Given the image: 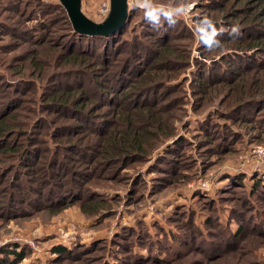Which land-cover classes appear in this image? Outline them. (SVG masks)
<instances>
[{"label":"rangeland","instance_id":"obj_1","mask_svg":"<svg viewBox=\"0 0 264 264\" xmlns=\"http://www.w3.org/2000/svg\"><path fill=\"white\" fill-rule=\"evenodd\" d=\"M43 1L53 13L41 5L24 17L5 11L0 0V114L17 113L13 120L22 132L9 143H32L24 156L0 161V263L2 249L17 246L27 256L15 264H264V53L224 50L231 46L225 38L229 21L257 15L263 22L264 1L126 0L128 11L139 10L121 40L138 34L145 57L125 60L131 50L126 41L114 60L131 64L134 78L144 69L161 77L163 85L146 99L159 101L173 136L163 144L165 136L158 138L161 147L145 157L119 163L101 156L94 164L91 152L78 155L68 144L100 151L102 136L93 131L111 132L122 111L99 108L92 98L90 117L69 121L48 104L49 92L66 84L57 74L69 68L63 65L68 49L80 45L69 46L60 0ZM79 1L81 14L93 23L108 21L104 6L115 4ZM145 10L169 16L163 33L142 25ZM52 16L54 32L32 37L35 26ZM167 44L171 56L154 52ZM40 51L53 64L42 78L31 68ZM235 53L255 56L258 67L251 61L238 69L229 59ZM226 65L239 73L218 78ZM207 74L209 92L200 93L198 80ZM75 125L85 134L70 141ZM58 246L69 250L66 257L54 253Z\"/></svg>","mask_w":264,"mask_h":264},{"label":"trees","instance_id":"obj_2","mask_svg":"<svg viewBox=\"0 0 264 264\" xmlns=\"http://www.w3.org/2000/svg\"><path fill=\"white\" fill-rule=\"evenodd\" d=\"M3 9L5 11L15 10L16 13L21 16H27L28 14H34V9H39L41 5L43 6L45 12L53 13V6H48L44 4L43 0H8V3L5 0H1ZM264 1V0H262ZM43 2V3H41ZM35 6L37 8H35ZM58 8L63 10L66 13V17L69 23V36L68 43L71 47L72 43L74 46L78 43L80 46L74 48L73 50L68 49V54L65 56L63 65L64 67H69L68 69L61 72V78L66 82L64 86L58 87L52 92H49L48 104L51 107H59L61 112L64 115H68L69 121H83V117H90L88 104L93 103V99L97 98V102L94 105H97L99 108L104 106H110L113 110H121L122 119L115 123L114 128L111 132H108L105 129H96L93 133H97L98 137L102 136V140L99 142L100 151L97 150L94 146H83L81 144H68L71 147L74 153L78 155H88V152L92 154L89 156L91 162L96 163L99 157L102 156L104 161H115L118 160L119 163L123 161H131L133 159H138L140 157H145L150 155L152 151L158 150L165 141L173 136V130H171V125L167 124L162 113V109L158 108L159 101L155 102L149 101V98L146 99V96L149 97L150 94L156 91L155 85H163L161 82V77L154 75L150 70H142L138 72L137 77H133L137 73L136 70H133L128 67L126 62L116 63L114 58L121 53L122 43H129L131 45V50L129 56L126 59L129 60L131 55L136 56L137 54H142L145 57V49L142 48L139 43V35L134 34L131 38V42L128 39H122L121 36L124 33H128L130 23L137 16L138 8H134L128 11L127 19L124 25L119 28L115 33L109 35H89L82 34L75 30L69 14L62 2L60 0ZM59 10V11H60ZM34 11V12H32ZM264 11V7H263ZM151 12L145 10L144 14H141V23L142 25L148 27L151 23L157 28L156 32L163 33V25L166 20L169 19V16L164 14L157 15L155 12H152L156 17L155 20H150L147 16V13ZM223 15V12H221ZM251 12L250 15H252ZM65 15V14H64ZM257 15L254 17L256 18ZM252 18H247L243 23H237L229 21L230 26H239L240 32L242 34L249 33L250 36L240 35L239 37L232 36L231 28H228V34L225 38L230 39V47L225 48L224 50H233V51H259L262 49L261 53H264V21L257 22V20ZM260 21V20H259ZM21 23V22H19ZM4 27L8 26V23L3 24ZM55 22L53 16L48 19L47 22L41 23L38 26H35L34 31L31 33L32 37L35 39L40 37L43 33L44 36L48 33L50 35L54 32ZM12 31H17V34L20 36L22 33L21 29L13 27ZM168 30L171 31V28ZM252 35V33H254ZM28 35L26 36L27 39ZM40 35V36H36ZM245 38V39H244ZM224 39V38H223ZM172 46L166 45V48L155 49L154 52L157 55L162 56H171L174 52ZM120 51V52H117ZM239 53L232 54L229 58L231 63L236 64L238 69L243 70L244 65L251 63L252 67H258L253 62L255 56L240 57ZM237 56V57H236ZM44 52H37L32 60L33 63L31 68L37 70L33 72V75H38L37 77L42 78L46 75V69H50L53 64L50 63V60L43 58ZM236 57V58H235ZM36 58V59H35ZM61 59L57 57L56 59ZM235 59V60H234ZM135 61V59L133 60ZM132 61V62H133ZM233 61V62H232ZM134 63V62H133ZM261 66V65H259ZM99 67V69H95ZM99 70V71H98ZM139 71V69H137ZM136 71V72H134ZM239 73V70H231L226 67H223L217 74L218 78H228L230 73ZM134 73V74H133ZM214 73V72H213ZM160 77V78H159ZM210 74L202 75L201 80H198L197 88L200 89V93H208L207 89L208 79H210ZM77 80H75V79ZM81 83V85H79ZM85 83L87 86H85ZM196 86V85H195ZM134 88L133 92L124 93V89ZM110 93V94H109ZM93 96H92V95ZM95 95V96H94ZM128 95H131L133 98V104H128ZM93 98V99H92ZM85 101V103L83 102ZM93 105V106H94ZM60 112V113H61ZM17 113L13 112H4L0 114V161H4L6 158L16 159V155L22 153L24 156L27 154L30 144L26 143V140L20 141L23 146H17L14 143H9V140L14 141L16 136L19 135L22 130L16 125L18 120H13V117ZM85 124V122H84ZM81 125H75L71 128L69 140L72 141L73 136H78L85 134V128ZM27 131V130H25ZM79 131V132H77ZM150 134H155L154 137L149 138ZM26 135V134H25ZM165 138L162 140L159 145L158 138ZM101 139V138H100ZM96 151V152H94ZM38 161L41 159L39 154H36ZM88 157V156H87ZM59 160V158H58ZM20 162V160H18ZM58 163V162H57ZM100 163H103L101 161ZM118 163V164H119ZM125 164H123L124 166ZM259 191V186L253 189V193ZM55 194L56 192H52ZM201 243V241H199ZM3 253V262L0 264H15L20 263L27 256L25 249L18 250L17 246H14L9 249H2ZM54 253L58 254L59 257H66L69 253L67 248L58 246L55 247Z\"/></svg>","mask_w":264,"mask_h":264},{"label":"water","instance_id":"obj_3","mask_svg":"<svg viewBox=\"0 0 264 264\" xmlns=\"http://www.w3.org/2000/svg\"><path fill=\"white\" fill-rule=\"evenodd\" d=\"M115 4H111L110 19L103 23L89 22L80 12L79 0H62L72 21L75 30L82 34L89 35H109L115 33L121 28L127 19L128 7L126 0H113ZM114 5V7H113ZM117 11L115 16H112V10Z\"/></svg>","mask_w":264,"mask_h":264},{"label":"clouds","instance_id":"obj_4","mask_svg":"<svg viewBox=\"0 0 264 264\" xmlns=\"http://www.w3.org/2000/svg\"><path fill=\"white\" fill-rule=\"evenodd\" d=\"M147 16L150 20H155L156 17L154 16V14L152 12H148ZM231 35H234L235 37H239L240 35H242V33L240 32L239 26H234L231 30Z\"/></svg>","mask_w":264,"mask_h":264},{"label":"built area","instance_id":"obj_5","mask_svg":"<svg viewBox=\"0 0 264 264\" xmlns=\"http://www.w3.org/2000/svg\"><path fill=\"white\" fill-rule=\"evenodd\" d=\"M104 10H105V12H106V15L110 12V5L109 4H106L105 6H104Z\"/></svg>","mask_w":264,"mask_h":264}]
</instances>
